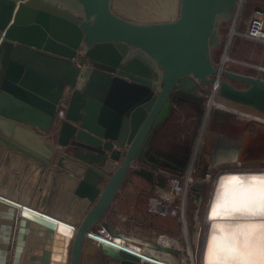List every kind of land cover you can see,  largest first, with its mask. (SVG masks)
<instances>
[{
    "label": "water",
    "instance_id": "obj_1",
    "mask_svg": "<svg viewBox=\"0 0 264 264\" xmlns=\"http://www.w3.org/2000/svg\"><path fill=\"white\" fill-rule=\"evenodd\" d=\"M152 1L159 13L136 19L117 12L115 0H0V264H84L87 239L118 264H153L146 251L100 237L97 225L174 252L106 220L135 177L151 191L165 186L163 176L134 162L147 161V146L175 101L196 97L201 87L264 113V56L255 75L214 59L240 0ZM82 48L86 55L78 57ZM52 68L56 77L47 76ZM63 100L69 106L54 142L42 130L52 127ZM197 149L204 178L213 170L215 178L226 169L261 170L264 120L208 107ZM205 188L206 181L192 187L200 194Z\"/></svg>",
    "mask_w": 264,
    "mask_h": 264
},
{
    "label": "rangeland",
    "instance_id": "obj_2",
    "mask_svg": "<svg viewBox=\"0 0 264 264\" xmlns=\"http://www.w3.org/2000/svg\"><path fill=\"white\" fill-rule=\"evenodd\" d=\"M114 7L117 12L136 19H146L148 17L153 18L156 16V13H159L158 6L152 0H115ZM229 26V24L224 25L222 30L224 37L226 35V38ZM241 43L242 42H238V47H235L234 50L230 49L228 51V56H230V58L226 63V68L244 74L255 75L257 69L254 66L249 67L246 64L249 62L247 59L248 51L244 46H241ZM225 48L226 42L214 51V59L217 62H219L224 55ZM250 63L258 65V60ZM233 83L241 88H246L248 86V83L245 82L234 81ZM209 96V92L205 93L206 100H203L201 104L184 98H180L182 100L179 103L175 101L170 115L163 124L162 130L158 132L161 137H158L159 135L157 136L158 133L153 137L150 142L153 146L151 149L152 152L150 151L148 152V155H146L147 161L137 160L141 161V167L138 168L150 170L153 174H162V171L167 173L186 174V172L192 167L193 170H195L193 174L200 175V169L196 166V160L199 154L197 146L199 144L198 142L201 137V132L203 133L204 130L205 119L208 112ZM217 99L227 106L238 109V112H243V115H258L255 109L250 106L239 105L219 96ZM241 118L242 117H239V119ZM55 123L56 119L54 120L52 127L46 131L48 133H55L53 139L57 141L62 123L60 125L57 124L56 128ZM162 138L164 140L166 138L167 142L163 141L159 143L158 139ZM164 142L166 143V148L162 147L163 144H165ZM164 156L172 158L171 161L165 159ZM151 161H157V163L165 161L168 162V164H173L175 162L180 165H184L183 163L185 162L186 167L181 171L163 166H158V169H151L148 163ZM211 173L214 174L215 170L211 171ZM156 183L157 182L155 181L154 184ZM212 183V180L206 181V188L202 194L191 189L185 214L186 224L188 223V232H186L187 230L183 225L184 222L182 223L178 219H162L147 214L145 211L147 208V200L150 193L155 190V187L153 191H151V187H149L147 181L138 177L130 180L128 182L129 185H126L121 191L122 193L120 194L118 202H116L114 208L108 213L106 220L114 230L120 232L126 230L128 232L126 234L141 239L142 241L157 242V237L170 235L174 238L182 239L185 248H193L198 240L199 228H201L200 233L203 235H201L202 239L208 229L205 214L212 191ZM117 227L119 229H117ZM195 227L197 228V231L194 230ZM99 228L100 225L95 227L96 230H100ZM137 244L143 247L146 251L154 253L155 256L167 254L166 256L171 258L176 259L178 257L179 251H176L175 253L162 252L154 250L144 244Z\"/></svg>",
    "mask_w": 264,
    "mask_h": 264
},
{
    "label": "built area",
    "instance_id": "obj_3",
    "mask_svg": "<svg viewBox=\"0 0 264 264\" xmlns=\"http://www.w3.org/2000/svg\"><path fill=\"white\" fill-rule=\"evenodd\" d=\"M245 1L246 0H240L239 9L242 8V5L245 3ZM238 17H239V13L236 16V19L231 23L232 25L229 29V32L227 33V38L225 41L226 48H225L224 55L222 56L219 62L216 61L218 65H223L224 67H226V63L228 61H224L223 58L225 54L228 55L229 46L231 42L233 41V38L235 37L236 34H240V35H243L244 37L264 41V5L262 6L259 5L257 8H255V10L252 12V14L250 15L248 19L247 26L242 31L237 30L236 25H235ZM85 55H86V49H83V48L80 49L78 52V57L85 56ZM78 59L76 58V60ZM259 67H261V65L257 66V68ZM218 82H219V76L216 77V81L214 85H217ZM68 106H69V103L67 101H61L59 103L57 114L55 117L56 119L55 128L57 124L60 125L64 121ZM223 106L234 110L236 113L238 111V109L227 106L225 104ZM247 116H250L252 118L254 117V115H250V114H247ZM42 132L46 135V137L56 142L53 139L55 136V133L53 132L48 133L47 131H43V130ZM202 134L203 133L201 132V137L198 142L199 144L202 140ZM140 164H141V161L136 160L133 164L134 165L133 167L134 168L141 167ZM194 171L195 170H193V168L191 167L190 170L186 172V174L167 173L165 171H162L161 172L162 174L157 173L156 175L163 176L165 178V186L157 185L155 187V190L150 193L149 198L147 200V208H146L147 214L149 216L160 217V218L178 219L182 223L184 222L183 225L185 226L187 230L186 232H188V224H186L185 214H186V209H187L188 196L191 192L192 187L195 184L200 183L201 180H207V181L212 180V182H214L215 177H216V173L213 174L209 172L204 178L201 175H194L193 174ZM124 232L127 233L126 230H124ZM201 245H202V242L200 238L197 240L193 248L189 247L195 250L196 253L194 257L188 253H185L184 250L173 248L171 246L170 247L175 250L174 252H171V253H175L176 251H179L178 257L176 258L178 260V263L180 264H202ZM182 251L184 253H182Z\"/></svg>",
    "mask_w": 264,
    "mask_h": 264
},
{
    "label": "snow or ice",
    "instance_id": "obj_4",
    "mask_svg": "<svg viewBox=\"0 0 264 264\" xmlns=\"http://www.w3.org/2000/svg\"><path fill=\"white\" fill-rule=\"evenodd\" d=\"M256 184L264 185V180L251 178L245 185L239 177H228L221 181L217 190V199L212 205L210 219L220 216H233L236 213L253 217H264V188L257 196L254 192ZM220 234L215 233L208 244V261L219 260L221 264L230 261H244L245 264H264V248L254 252L260 242H264V232L257 238V244L252 242V231H245L244 226L229 228L224 225H214ZM251 228H264V225H252ZM70 232V229L68 230Z\"/></svg>",
    "mask_w": 264,
    "mask_h": 264
},
{
    "label": "bare ground",
    "instance_id": "obj_5",
    "mask_svg": "<svg viewBox=\"0 0 264 264\" xmlns=\"http://www.w3.org/2000/svg\"><path fill=\"white\" fill-rule=\"evenodd\" d=\"M229 57L230 56L225 54L223 60L228 61ZM216 93H217V89L213 88L212 96H209L208 98L209 108L224 105L222 102L218 101ZM237 114H238V118L242 117L241 119H246L250 117L247 115H243V112L241 111L240 112L237 111ZM59 146L63 147L61 144H59ZM228 177H239L244 182V184L247 185L250 183L251 178L253 177L257 178L258 180H264V168L261 170L260 169H256V170L226 169V170L219 172V175L217 176V178H215L213 190L209 198V203H208L207 212H206L208 229L205 233L204 239L202 240L203 241L202 264H209L208 244H209L211 237L213 236L214 233L216 235L220 234L219 229L214 228V225L219 224V225H224L229 228H235L237 226H244L245 231L253 232L252 242L254 245L257 244V238L261 235L262 232H264V228H256L254 230L251 228L252 225H264V217H253L250 215H242V214L236 213L233 216H220V217H215V218L210 219L212 205L217 199V190L220 188L221 181ZM205 181L207 180H201L200 183H203ZM262 188H264V185L256 184L254 192L257 196L260 194V191ZM99 231H101L100 233H98L100 237L108 238L118 245L126 246L136 251L137 250L142 251L140 247H138L137 245H133L132 242L110 234V232L104 226H101ZM157 242H159L161 245L166 246V247L171 246L173 248L184 250L185 253H188L193 257L195 256V253H196L194 249L185 248V244L182 239L174 238L170 235H162V236L157 237ZM259 248H264V242H260L259 246L257 248H254L253 251L256 252L259 250ZM184 252L182 251V253ZM166 255L167 254H164L161 256H158V255L152 256V255L146 254V256L149 258V260L153 264H180L178 263L177 259L168 257ZM212 264H221V262L219 260H213ZM229 264H245V262L244 261H230Z\"/></svg>",
    "mask_w": 264,
    "mask_h": 264
},
{
    "label": "crops",
    "instance_id": "obj_6",
    "mask_svg": "<svg viewBox=\"0 0 264 264\" xmlns=\"http://www.w3.org/2000/svg\"><path fill=\"white\" fill-rule=\"evenodd\" d=\"M259 5L260 6L264 5V0H246L245 1V3L242 5V8L239 10V17H238L237 22L235 24L237 30L242 31L245 29V27L247 26V22H248L250 15L255 10V8H257ZM164 12H165V10H164ZM229 25L230 26L228 27L227 33L229 32V29H230L232 24L229 23ZM238 42L239 43L242 42L241 46H244L248 51L247 52V54H248L247 59L249 60V62L246 64L249 67L254 66L256 69H258L257 66L261 65V62H262L263 56H264V41L256 40V39L244 37L243 35H240V34H236L235 37L233 38V41L231 42V44L229 46V50L230 49L234 50L235 47H238ZM257 60H258V65L250 63L252 61L255 62ZM49 73L50 74H48L47 76L56 77V69L52 68ZM162 127H163V125L158 129L157 133L160 130H162ZM158 135H159V133L157 134V136ZM158 137H161V136L159 135ZM166 140H167L166 138H165V140L163 138L158 139L159 143L163 142V141L167 142ZM162 147L166 148V143L163 144ZM152 148H153L152 144L148 145L145 154L148 155V152H150V151L152 152V150H151ZM171 159L172 158H170V160ZM126 191H128V190H126ZM120 194L118 196L117 202L120 198ZM101 226H103V225H101ZM101 226H100V228H101ZM117 229H119V228L117 227ZM132 244L140 247V249L143 252L146 251L143 247H141L137 243L132 242ZM42 247L43 248L46 247L44 242L42 243ZM146 254L155 256V255H153L154 253H152L150 251H146ZM83 262H84V264H118L115 260H112L111 258H108L104 254H102L101 248L97 244H95L94 241H92L90 239H87L86 247L84 250Z\"/></svg>",
    "mask_w": 264,
    "mask_h": 264
},
{
    "label": "flooded vegetation",
    "instance_id": "obj_7",
    "mask_svg": "<svg viewBox=\"0 0 264 264\" xmlns=\"http://www.w3.org/2000/svg\"><path fill=\"white\" fill-rule=\"evenodd\" d=\"M236 71V70H234ZM210 90V87L208 86V89H203L202 87L200 88V93L196 95V97H188L186 95L181 96L180 98H184L190 101H195L198 102V104H201L202 101L204 100L203 98L205 97V93H207ZM178 98L176 101L179 103L182 99ZM258 115H254L253 119L255 120H264V113L258 111L255 109Z\"/></svg>",
    "mask_w": 264,
    "mask_h": 264
},
{
    "label": "trees",
    "instance_id": "obj_8",
    "mask_svg": "<svg viewBox=\"0 0 264 264\" xmlns=\"http://www.w3.org/2000/svg\"><path fill=\"white\" fill-rule=\"evenodd\" d=\"M160 218V217H159ZM162 219H167V218H162ZM168 219H171V218H168Z\"/></svg>",
    "mask_w": 264,
    "mask_h": 264
}]
</instances>
